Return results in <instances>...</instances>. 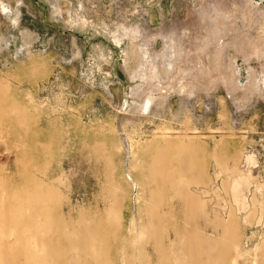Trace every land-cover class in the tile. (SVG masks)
I'll use <instances>...</instances> for the list:
<instances>
[{"label":"rangeland","instance_id":"1","mask_svg":"<svg viewBox=\"0 0 264 264\" xmlns=\"http://www.w3.org/2000/svg\"><path fill=\"white\" fill-rule=\"evenodd\" d=\"M3 253L264 264V0H0Z\"/></svg>","mask_w":264,"mask_h":264},{"label":"bare ground","instance_id":"2","mask_svg":"<svg viewBox=\"0 0 264 264\" xmlns=\"http://www.w3.org/2000/svg\"><path fill=\"white\" fill-rule=\"evenodd\" d=\"M50 213V212H49ZM48 213V214H49ZM65 225H63V227H64ZM62 227V228H63ZM51 229V228H50ZM65 229H66V226H65ZM89 229H90V227H78L77 229H75L74 228V230H73V232H72V237H68V236H70L71 234H68V236L66 237V239H64V246H66V247H71L74 243H78V240H76L75 239V232L77 233L78 231H80L81 232V235L82 236H86V234H87V232L89 231ZM51 230H53V229H51ZM94 230V228H91L90 229V231H93ZM95 230H96V232H100V233H102V237L104 236L105 237V239H103L102 241H101V238H100V234L97 236V241H98V244L100 245L101 244V246H102V250H101V252H103L104 253V251H105V257L109 254V252H108V248H110V246H111V244L113 243V241L111 242L110 241V238H108V236L104 233V231L102 232L101 230H103V229H100V227L98 226V225H96V227H95ZM89 231V232H90ZM183 233V232H182ZM108 234V233H107ZM46 244H48L47 242H46ZM79 244L81 245V249H80V246H79ZM79 244L77 245V252L79 251V250H82L83 249V243L82 242H80L79 241ZM48 249V248H47ZM108 252V253H107ZM155 255H157V250H155ZM189 255V254H188ZM187 255V256H188ZM78 258V261L80 260V263L79 262H77V263H79V264H108V260H106V262L105 261H102L101 263L100 262H98L97 261V258H98V256H96L95 257V259H89V258H87V257H85V256H83V255H79V256H77ZM0 258L2 259V261H3V263L4 264H6V262L7 261H5L4 262V260H5V253H3V254H1L0 255ZM181 264V263H180Z\"/></svg>","mask_w":264,"mask_h":264}]
</instances>
